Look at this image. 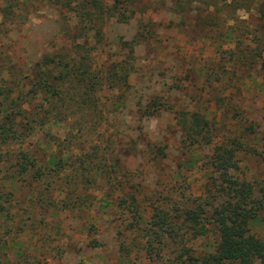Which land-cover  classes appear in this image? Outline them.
<instances>
[{"label": "trees", "instance_id": "1", "mask_svg": "<svg viewBox=\"0 0 264 264\" xmlns=\"http://www.w3.org/2000/svg\"><path fill=\"white\" fill-rule=\"evenodd\" d=\"M247 1L252 0H0V19L17 17L23 6L34 2L53 7L65 37L64 43L27 64L11 63L0 40V171L11 156L8 145L20 144L8 181L19 178L44 183L49 198L51 191H56L57 199L51 198L49 203L65 209H79L85 204L78 191L94 174L107 182L113 179L110 183L114 189L125 185V175L118 173L111 159L98 153L95 144L89 152L76 145L79 152L74 153L71 143L88 141L87 136L96 132L104 119L102 98L109 100L110 108L124 105L133 72L127 64H131L135 46L155 43L164 50L162 41L167 42L169 36L160 39L156 30L159 23L145 15L147 8L160 3L174 17L161 28L183 32L187 24L194 23L199 26L200 38L209 40L216 51L223 48L214 59H200L197 69L209 98L200 95L186 108L169 101L166 90L160 89L136 102V120L170 113L183 153H188L186 161L191 162L196 153L197 158L204 155L208 182L203 196L184 194V180L176 185L180 191L175 198L153 196L145 219L137 192L119 196L116 205L123 215L122 231L131 237L124 234L118 247L125 255L130 244L142 251L144 260L137 264H251L254 260L264 264V236L257 230L264 210V179L246 178L240 163L242 155H249L264 167V135L248 111L230 101L232 94L241 96L252 88L264 89V25L249 28L227 24L219 14L224 4ZM255 1L254 9L263 18L264 0ZM189 12L191 17L186 16ZM111 19H135V32L128 43H120L122 59L94 63L91 53L100 46L103 27ZM180 60L178 57L173 64L179 67ZM172 87L178 89L179 85ZM105 90L111 92L106 98L101 94ZM201 102L219 107L221 119L207 106L200 108ZM230 119L234 121L228 127ZM54 124L65 128V136L58 139L50 135L54 150L44 153L43 158H37L28 144L22 145L35 131L48 130ZM108 139L102 135L103 142ZM148 145L154 148V155H164L159 145ZM174 175L181 177L178 171ZM0 197V215H5L2 203L7 197L5 193ZM201 238L210 242L196 251L189 243Z\"/></svg>", "mask_w": 264, "mask_h": 264}, {"label": "rangeland", "instance_id": "2", "mask_svg": "<svg viewBox=\"0 0 264 264\" xmlns=\"http://www.w3.org/2000/svg\"><path fill=\"white\" fill-rule=\"evenodd\" d=\"M252 2L256 1L226 3L219 14L227 24L245 25L249 28L264 25V17L254 9ZM145 15H150L155 23H159L156 30L160 39L169 36L167 42L162 41L164 50L159 48L161 44L136 45L133 60L131 57V64H127L133 72L130 75L131 88L126 94L124 105L110 108L109 100L102 98L101 102L105 101V106L102 107L104 119L96 127V132L101 136H96L95 132L87 136L88 141L79 143L74 140L71 143L74 153L79 152L76 145L89 152L95 144L98 153L111 159V164L118 173L125 175V185L114 189L110 183L113 179L107 182L105 177L94 174L92 181L78 191L85 198L84 205L79 209L56 207V203H49L51 198L54 201L57 199L56 191H51L52 196L49 198V191L44 190V183L19 178L16 182L8 181L10 166L15 163L14 154L20 148V144L10 143L7 150L11 156L0 171V194L5 193L7 197L4 199L7 201L2 203L5 215H0V264H130V261L137 264L144 260L142 251L130 244V251L125 255L118 247L125 234L122 231L121 207L116 205L119 196L130 191L137 192L144 219L149 213L150 198L159 194L175 198L180 191L176 185L182 180L187 184L184 194L203 196L208 182L204 155L197 158L196 153V157L187 162L189 156L187 152L183 153L179 131L172 115L160 112L137 121L136 102L160 89L166 90L169 101L186 108H190L193 100L200 95L201 98H206L208 95L202 78L197 73L199 62L203 58L214 59L223 47L217 49L218 52L209 40L200 38L199 26L194 23L187 24L183 32L171 27L161 28L169 18L174 17H170L160 3L155 8H147ZM192 15L189 12L186 16ZM59 24L57 11L40 2L23 6L17 17L0 19V40L8 59L13 64H27L37 59L41 53L64 43L65 37L60 33ZM135 29V19L127 22L112 19L107 21L102 30L100 46L91 53L93 62L101 63L104 60L106 63L122 59L120 43H128ZM201 55L203 57L200 58ZM178 57L181 58L179 67L173 64ZM174 84H178L179 88H173ZM110 93L107 90L101 92L105 98ZM230 101L248 111L249 117L255 120L259 133L264 135V89L252 88L250 93H242L241 96L232 94ZM199 106H207V109L213 110L221 119L222 110L213 102L207 105L201 102ZM229 115L231 114L227 113L228 117ZM233 121L230 119L227 126L230 127ZM50 135L62 139L65 128L54 124L48 130H37L22 145L28 144L37 158L41 159L44 153L54 150ZM102 135L103 138H109L106 143L102 141ZM150 143L159 145L164 155H154V148L148 145ZM240 163L246 178L264 179V167L260 160L242 155ZM176 171L181 177L174 175ZM8 191H11L10 195ZM37 193L39 197H43L42 200ZM257 230L264 236V210ZM118 231L122 233H117ZM126 236L131 237L129 234ZM209 242V238H201L189 244L194 250L201 251ZM163 252H167L166 247ZM251 264L258 263L254 260Z\"/></svg>", "mask_w": 264, "mask_h": 264}]
</instances>
